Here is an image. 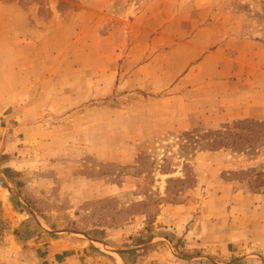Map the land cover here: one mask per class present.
I'll return each mask as SVG.
<instances>
[{"label": "rangeland", "instance_id": "obj_1", "mask_svg": "<svg viewBox=\"0 0 264 264\" xmlns=\"http://www.w3.org/2000/svg\"><path fill=\"white\" fill-rule=\"evenodd\" d=\"M95 1L0 0V264H264V120L142 85L194 11L264 43V0Z\"/></svg>", "mask_w": 264, "mask_h": 264}, {"label": "crops", "instance_id": "obj_2", "mask_svg": "<svg viewBox=\"0 0 264 264\" xmlns=\"http://www.w3.org/2000/svg\"><path fill=\"white\" fill-rule=\"evenodd\" d=\"M95 4L93 0L92 6ZM186 16L192 17L189 22L195 24L181 36L183 41L178 44L181 57L173 56L182 64L181 68L176 70L175 63L162 64L157 70L163 80L165 77L168 80L160 77L156 83L146 79L143 88L151 90L149 86L158 87L159 83L162 88H178V93L183 94L178 99L188 112L183 118L185 128L204 122L214 127L235 119L264 120V43L241 33L228 35L226 30H219L222 26L209 21L206 25H198L201 15L196 11ZM221 33L224 35L219 41ZM150 73L155 70L146 71ZM184 207L182 203L173 207L179 221L187 213ZM201 220L199 216L188 220L185 229H198ZM254 226L255 221H252L250 232Z\"/></svg>", "mask_w": 264, "mask_h": 264}, {"label": "trees", "instance_id": "obj_3", "mask_svg": "<svg viewBox=\"0 0 264 264\" xmlns=\"http://www.w3.org/2000/svg\"><path fill=\"white\" fill-rule=\"evenodd\" d=\"M208 134L209 135L211 134L212 136H214V140L217 141L219 143V145H221V146H225L226 145V144H220L222 142V137L225 134L222 131H220V130H218V131H211ZM229 135H230V133H229ZM211 150H216V148L215 147L214 148H211Z\"/></svg>", "mask_w": 264, "mask_h": 264}, {"label": "bare ground", "instance_id": "obj_4", "mask_svg": "<svg viewBox=\"0 0 264 264\" xmlns=\"http://www.w3.org/2000/svg\"><path fill=\"white\" fill-rule=\"evenodd\" d=\"M105 250H107L108 252H109V250L107 249V248H105ZM112 256L114 257V258H117V259H119V257H118V255L117 254H114V253H112ZM120 260V259H119Z\"/></svg>", "mask_w": 264, "mask_h": 264}]
</instances>
